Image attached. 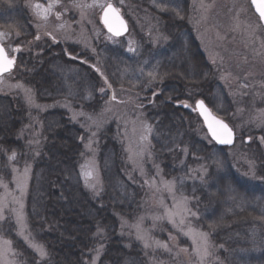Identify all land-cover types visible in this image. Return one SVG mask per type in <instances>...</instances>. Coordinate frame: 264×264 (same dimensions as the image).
<instances>
[{
	"label": "trees",
	"instance_id": "obj_1",
	"mask_svg": "<svg viewBox=\"0 0 264 264\" xmlns=\"http://www.w3.org/2000/svg\"><path fill=\"white\" fill-rule=\"evenodd\" d=\"M22 2L0 0V31L19 30L26 34L27 43L32 42L27 45L29 52L17 60L12 72L15 79L33 88L40 104L69 103L77 113L88 115L100 114L113 91L129 90L152 126L155 159L169 180L183 179L179 186L185 195L195 198L197 194L195 206L203 228L217 244L227 248L225 264H264V251L260 257L248 253L251 242L247 225L242 224L235 208L237 201H254L262 187L233 171L227 160L232 147H220L210 140L205 144L194 131V116L201 121L193 111L197 100H205L228 123L232 107L222 96L224 109L217 110L215 90L220 86L215 79L210 80L211 67L190 33L183 29L177 32L166 52L138 45L130 55H125L123 48L111 47L103 54L101 48L98 67L89 53L72 44L54 45L50 40L34 43L35 33L24 24L28 15L19 14ZM136 53L141 58L134 61ZM153 71L155 79L148 76ZM105 87L111 92L103 95L100 89ZM29 126L41 132L36 146L25 137ZM116 132L112 124L100 133L102 188L94 194L81 177L89 134L72 114L65 107L46 112L31 110L22 96L0 94V177H11L5 154L15 152L20 165H32L26 202L28 226L48 255L41 260L17 235L15 223L8 221L0 234L12 242L26 264H92L101 245L95 264H152L131 231H122L124 219L134 221L141 213L147 189L128 163L124 139ZM260 156V176L264 179V150L259 162ZM200 163L208 173L193 192L189 167Z\"/></svg>",
	"mask_w": 264,
	"mask_h": 264
},
{
	"label": "rangeland",
	"instance_id": "obj_2",
	"mask_svg": "<svg viewBox=\"0 0 264 264\" xmlns=\"http://www.w3.org/2000/svg\"><path fill=\"white\" fill-rule=\"evenodd\" d=\"M177 1L170 0L167 3H161L155 0H122V2L121 0H75L84 6L76 8L72 6L74 0H60L44 20L36 15L33 6L42 4L47 7L52 0H24L19 5L22 10L19 14L28 15L24 24L28 25L29 29L35 33L34 43L36 40L39 42L50 40L54 45L57 42L65 45L72 44L81 51L89 53L94 58L93 64L98 67H100L101 60L98 52L101 48H103V54H107V50L111 47L123 48L124 54L130 55L136 51L138 45L148 46L158 52H166L172 46L173 36L177 32L183 29L190 33L211 67L210 80L215 79L220 86V89L215 90L217 110L222 112L224 109L221 103L223 97L232 107V113L230 112L229 115L231 122L229 123L235 130L238 139L237 143L228 151L227 160L235 173L250 183L262 187V189H258L254 201L248 203L237 201L235 206L236 211L242 217V224L247 225L246 229L251 242L247 246L250 247L248 253L253 252L252 254L260 257L264 251V179L260 176V171L263 169L262 158L260 156L259 162L258 156L264 150V144L259 140L264 136V126H260L258 121L261 113H264V26L255 14L250 0H189L184 5L176 3ZM109 3L119 8L130 26V31L125 37L114 38L101 23V13L104 9L101 5ZM180 5H183V11ZM171 6L178 10H173ZM0 8L2 7L0 6ZM172 10L174 13H171ZM57 13L60 14L59 18H57ZM0 33H4V36L0 37V41L11 56L15 53L13 49L17 47L20 48V51L17 52L18 58L29 52L30 48L27 45L32 42L27 43L25 33L19 30L11 32L5 30ZM49 33L51 35H48ZM37 36L40 38L36 39ZM52 37H55V40ZM129 47L135 51H129ZM139 57L138 54L135 55L134 61L141 58ZM16 84H21L24 88L31 90L34 105H29L26 102L23 88L14 87ZM103 89L104 92L100 91L103 95L111 92L107 87ZM0 94L22 96L31 110L46 112L65 107L72 114V119L82 125L89 134L84 147L86 158L81 168V177L85 186L94 194H98L102 188L98 159L100 133L105 127L115 124L117 136L119 137L121 134L124 139L128 163L139 173L147 189L141 213L134 221L124 219L122 231H131L133 238L141 245L152 264H201L190 237L174 228L167 219L155 221L154 226L152 218L164 215L160 200L163 199L169 208L173 206L172 195L165 189L164 182L174 181L177 196L183 194L187 197L188 208L191 213L196 214L186 216L184 230L187 231L188 227H191L197 231L208 233L210 242L214 246L211 250L212 255L205 259L204 264H225L224 255L227 253V248L224 244H217L211 234L203 228L201 215L195 206L198 201L197 194L195 193V198L185 195L179 186L183 179L169 180L155 159L151 151L152 128L150 132L146 133L144 127L145 125L152 126L137 107L139 105L133 101L134 95L129 90L119 88L113 91V94L109 95L105 102V108L97 115L79 114L78 111L73 110L74 108L69 103L63 105L40 104L36 99L34 89L19 79H15L13 73L0 77ZM192 121L195 134L200 141L204 143L212 141L202 121H198L195 116ZM28 128L29 131L25 137L30 138L31 143L36 146L40 142L41 123L39 128L37 127L38 132L31 126ZM145 135H147L146 140L142 139ZM11 155L5 154L6 169L10 172L11 177L8 180L0 177V181L7 185V193H11L8 195L5 188L0 186V198L7 197L4 214L8 218L7 222L15 223L9 210L20 208V204L13 203V197L21 198L16 180L17 177L23 176L27 164L30 166V171L26 185H24L25 192L21 202L23 204L22 213L26 218L27 225L24 236H28V241L19 235L20 229L15 223L16 233L28 246L30 243L40 245L29 230L26 214L32 165L30 163L20 165L17 159L9 161L8 157ZM204 165V163L192 164L189 167V174L195 185L192 187L193 192H196L198 185L203 184L204 176L208 173ZM14 168L17 171H13ZM253 171L255 175H252ZM85 172H90L91 176L86 178ZM90 183L96 184V188L89 187ZM141 217L144 219L140 226L149 237L148 244L150 246L147 248L144 247L142 240L136 238L135 225ZM6 223L0 222L3 226ZM0 238L7 240L1 234ZM157 241L161 245L167 244L168 248L157 246ZM11 248L12 251L7 253L5 259L14 261L16 264H26L15 251L12 243ZM32 250L39 256L35 249ZM47 257L48 255L43 258L39 256L41 260ZM0 264H3L2 260H0Z\"/></svg>",
	"mask_w": 264,
	"mask_h": 264
},
{
	"label": "snow or ice",
	"instance_id": "obj_3",
	"mask_svg": "<svg viewBox=\"0 0 264 264\" xmlns=\"http://www.w3.org/2000/svg\"><path fill=\"white\" fill-rule=\"evenodd\" d=\"M59 2L60 0H52V2H50L47 7H45L42 4H35L33 7L35 9L36 15L39 16L41 19L46 20L48 13ZM252 3L257 5V10L259 12L260 19H264V0H252ZM72 6L76 8L84 7L82 4L75 2V0ZM101 7L104 8V15H103L104 25L107 27L110 33L119 36L123 32L127 31L126 22L124 21L123 17L120 15V10L118 8L114 7L110 3L106 5H101ZM56 15L57 18H59L60 14L57 13ZM48 35L51 34L49 33ZM2 36H4V33H0V37ZM39 38H40L39 36L36 37V39ZM52 39L55 40V37H52ZM13 51L19 52L20 48L17 47L13 49ZM129 51H135V49L129 47ZM15 63H16L15 56L9 57L4 45L0 43V76H3L4 73H11L12 69L15 67ZM213 63H215V60H213ZM148 76L151 77L152 79H155L156 78L155 71L149 72ZM105 82H107L106 78H105ZM14 87L23 88L26 102L29 105H34V98L30 89L24 88V86L21 84H16L14 85ZM109 87H111V85H109ZM100 91L104 92V89L101 88ZM113 99H115V96H113ZM36 107H39V105H36ZM197 107L202 110V115L204 116V120L207 123L208 130L211 132L212 138H214L216 141H218L221 144H232L234 138L233 130L223 120L214 116L211 113V110L207 109V107L204 104V101L202 100L198 101ZM196 110L197 109H193V111ZM89 119H91V117H89ZM93 123H95V121H93ZM258 123L260 126H264V113H261ZM144 127L146 133L151 131V127L149 125H145ZM93 135H95V133H93ZM142 139L146 140L147 135L143 136ZM260 139L262 142H264V137H261ZM249 140H251V137H249ZM15 159H16V153L13 152L12 155L8 157V160L12 161ZM13 171H17V169L14 168ZM29 171H30V166L26 164L24 168L23 176L17 177L16 180L17 186L21 192V198L18 199L16 197H13V203L20 204V208L19 209L13 208L9 210L12 215V218L15 219L16 225L19 226L20 229L19 235L23 236L25 241H28L29 238L28 236H24V230L26 229L27 225H26V218L23 216L22 213L23 204L21 200L25 192L24 185H26ZM84 175L87 178L91 176V173L85 172ZM252 175H255L254 171L252 172ZM0 186H3L7 193V185L3 184V182L0 181ZM88 186L93 189L96 188V184L94 183H90ZM164 187L172 195L173 206L169 208L168 205L164 203L163 199L160 200V206L164 209V215L154 216L152 218L154 222V226H155V221L167 219L174 228L179 229V231L182 232L183 235L191 238L193 244L195 245V253L197 256H199L201 264H204L205 259L212 255L211 250L214 247L210 242L208 233L197 231L196 229H193L191 227H188L187 231L184 230L186 216L188 214H191L193 216L196 214L191 213V210L188 208L189 201L187 197H185L183 194L177 196L174 181L164 182ZM157 191H159V189H157ZM7 194L10 195L11 193H7ZM6 207H7V197L5 196L3 198H0V222H5V223L7 222L8 218L5 217L4 214ZM143 219L144 218L141 217L139 222L135 225L137 230L136 238L138 240H142L144 242V247L147 248L150 246L148 244L149 237L147 233L140 226L143 222ZM2 230H3V224H0V231ZM11 243L12 242L10 240H3L2 238H0V260L3 261V264H16V262L14 261H7L5 259L7 253L12 251ZM156 244L157 246L164 247L165 249L168 248L167 244L161 245L160 242L158 241L156 242ZM29 247L35 249V251L39 253V256L41 258L47 256V252L42 245L30 243ZM102 247L103 246L101 245V248L96 249L95 259L99 258ZM95 259L93 260L92 264H95Z\"/></svg>",
	"mask_w": 264,
	"mask_h": 264
},
{
	"label": "water",
	"instance_id": "obj_4",
	"mask_svg": "<svg viewBox=\"0 0 264 264\" xmlns=\"http://www.w3.org/2000/svg\"><path fill=\"white\" fill-rule=\"evenodd\" d=\"M250 3H251V5H252V8H253L255 14H256V15L259 17V19H260L259 12H258V10H257V5L254 4V3H252V0H250ZM110 4H112V3H110ZM112 5H113L114 7H116L114 4H112ZM116 8H117V7H116ZM118 9H119V8H118ZM103 15H104V10H103L102 15H101V22H102V24H103L105 30H106L109 34H111L113 37L120 38V37L126 36V35L129 33V30H130L129 24H128L127 20L125 19V17L122 15L121 11H120V15L123 17L124 21L126 22L127 31L123 32V33H122L121 35H119V36L114 35L113 33H110V32L108 31L107 27L104 25V22H103ZM260 21H261L262 25L264 26V19H260ZM0 43H2V42L0 41ZM4 47H5V46H4ZM5 49H6V47H5ZM6 51H7V49H6ZM7 53H8V51H7ZM8 56L11 57V56L9 55V53H8ZM14 56H15V58L17 59V52L14 53ZM16 62H17V61H16ZM15 67H16V63H15ZM15 67L12 69V71L15 69ZM5 74H8V73H4L3 75H5ZM0 77H1V76H0ZM198 101H201V100H198ZM198 101H197V102H198ZM202 101H204V100H202ZM197 102H196V104H195V109H197L196 111H197L199 117L201 118V120H202V122H203V125H204V127H205V129H206V131H207V133H208V135H209V137L211 138V140H212L214 143H216L218 146H220V147H233V146L235 145V143H236V140H237V134H236L235 130L231 127V125H230L226 120H224L223 118L217 116V115L212 111V109L207 105V103L204 101V104H205V106L207 107V109L211 110V113H212L214 116H216L217 118L223 120V121H224V122H225V123H226V124L232 129V130H233V133H234V138H233V143H232V144H221V143H219L218 141H216L214 138H212V136H211V132L208 130L207 123L205 122V120H204V116L202 115V110L199 109V108L197 107Z\"/></svg>",
	"mask_w": 264,
	"mask_h": 264
}]
</instances>
